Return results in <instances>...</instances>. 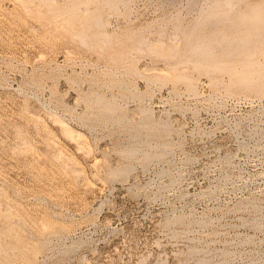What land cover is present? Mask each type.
Returning <instances> with one entry per match:
<instances>
[{
	"label": "rangeland",
	"instance_id": "1",
	"mask_svg": "<svg viewBox=\"0 0 264 264\" xmlns=\"http://www.w3.org/2000/svg\"><path fill=\"white\" fill-rule=\"evenodd\" d=\"M263 39L264 0H0V264H264Z\"/></svg>",
	"mask_w": 264,
	"mask_h": 264
},
{
	"label": "bare ground",
	"instance_id": "2",
	"mask_svg": "<svg viewBox=\"0 0 264 264\" xmlns=\"http://www.w3.org/2000/svg\"><path fill=\"white\" fill-rule=\"evenodd\" d=\"M230 4H231V2H230ZM225 5L227 6V4H225ZM228 8H229V7H228ZM230 8H231V7H230ZM249 12H250V11H249ZM250 13H252V12H250ZM246 14H247V13H246ZM226 15H227V14H226ZM223 16H224V15H223ZM238 16H239V15H238ZM261 16H262V15H261ZM214 20H215V19H213V21H214ZM217 20H219V19H217ZM220 20H221V19H220ZM231 20H232V19H231ZM238 20H240V19H238ZM254 20H255V19H254ZM214 22H215V23H214ZM214 22H212V23H213L215 26L218 25V24L220 25V24L222 23V22H221V23H218L216 20H215ZM216 22H217V24H216ZM226 23H228V22H226ZM241 23H242V22H241ZM246 23H247V22H246ZM231 24H232V23L230 22V25H231ZM238 24H239V22H238ZM252 24H253V23H252ZM255 24H256V23H255ZM210 25H211V24H210ZM223 25H226V24H223ZM240 25H241V24H240ZM246 25H247V24H246ZM243 26H244V24H243ZM211 27H212V25H211L209 28H211ZM217 27H218V26L213 27V29H215V28H217ZM233 27H234V26H233ZM239 27H240V26H239ZM236 28H237V27L235 26V29H236ZM262 28H263V27H262ZM233 29H234V28H233ZM236 30H237V29H236ZM208 31H209V30H208ZM233 31H234V30H233ZM248 32H249V31H248ZM257 32H258V31H257ZM220 33H222V32H220ZM231 33H232V32H231ZM218 34H219V33H218ZM250 36H251V35H250ZM255 37H256V36H255ZM261 37H262V36H261ZM258 38H259V37H257L256 39H258ZM218 39H219V38H218ZM220 39L223 40L222 37H220ZM260 40H261V39H260ZM263 40H264V39H263ZM218 41H219V40H218ZM235 41H236V40H235ZM241 41H242V40H241ZM237 42H238V41H237ZM256 42H257V41H256ZM256 42H255V45H257ZM215 43H216V41H215ZM232 43H233V42H232ZM218 44H220V43H218ZM228 44H231V43H228ZM228 44H225V45L228 46ZM237 44H239V43H237ZM227 46H226V47H227ZM236 46H237V45H236ZM236 46H235V47H236ZM238 46H239V45H238ZM213 47H216V46H213ZM226 47H222V49L220 48V50L223 51V48H226ZM231 47H233V46H231ZM240 47L242 48V46H240ZM254 47H255V46H254ZM254 47H253V48H254ZM227 48H228V47H227ZM227 48H226V49H227ZM238 48H239V47H238ZM244 48H245V47H244ZM228 49H229V48H228ZM231 49H232V48H231ZM209 50H210V49H209ZM218 50H219V49H218ZM238 50H240V48H239ZM242 50H243V48H242ZM254 51H255V48H254ZM202 53H203V52H202ZM204 54H205V53H204ZM245 54H246V53H245ZM229 55H230V54H229ZM227 56H228V55H227ZM239 56H240V55H239ZM241 56H242V55H241ZM245 56H246V55H245ZM250 59H251V58H250ZM250 59H249V60H250ZM235 61H236V60H235ZM237 61H238V60H237ZM243 63H244V62H243ZM249 63H250V62H249ZM257 64H258V63H257ZM259 64H260V63H259ZM262 64H263V63H262ZM263 65H264V64H263ZM244 66H245V65H244ZM250 66H251V65H250ZM256 66H257V65H256ZM244 68H245V67H244ZM244 68H242V69H244ZM259 68H260V67H259ZM263 68H264V67H263ZM253 70H254V69H253ZM235 71H236V70H235ZM247 71H248V70H247ZM244 72H245V71H244ZM257 72H258V71H257ZM263 72H264V71H263ZM235 73H237V72H235ZM235 73H234V74H235ZM254 73H255V72H254ZM245 75H246V73H245ZM245 75H244V77H245ZM258 76H259V75H258ZM232 77H233V76H232ZM252 77H253V76H252ZM261 77H262V76H261ZM254 78H255V77H254ZM240 79H241V77H240ZM247 79H248V78H247ZM255 79H256V78H255ZM262 79H263V77H262ZM241 82H242V81H241ZM245 83H246V81H245ZM250 83H252V82H250ZM238 84H239V83H238ZM246 84H247V83H246ZM246 84H245V85H246ZM248 84H249V83H248ZM262 84H263V83H262ZM246 86H247V85H246ZM190 87H191V86H190ZM257 87H259V86H257ZM262 87H263V86H262ZM240 88H241V87H240ZM259 89H260V88H259ZM190 90H191V89H190ZM243 90H244V89H243ZM191 91H192V90H191ZM193 91H194V90H193ZM235 91H236V90H235ZM254 92H255V91H254ZM256 93H257V92H256ZM258 93H259V92H258ZM63 126H64V125H63ZM112 171H113V170H112ZM112 171H111V172H112Z\"/></svg>",
	"mask_w": 264,
	"mask_h": 264
}]
</instances>
